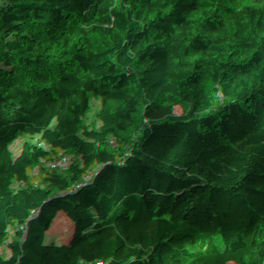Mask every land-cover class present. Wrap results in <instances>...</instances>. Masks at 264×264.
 Listing matches in <instances>:
<instances>
[{
  "label": "trees",
  "instance_id": "trees-1",
  "mask_svg": "<svg viewBox=\"0 0 264 264\" xmlns=\"http://www.w3.org/2000/svg\"><path fill=\"white\" fill-rule=\"evenodd\" d=\"M0 264H264V0H0Z\"/></svg>",
  "mask_w": 264,
  "mask_h": 264
},
{
  "label": "rangeland",
  "instance_id": "rangeland-1",
  "mask_svg": "<svg viewBox=\"0 0 264 264\" xmlns=\"http://www.w3.org/2000/svg\"><path fill=\"white\" fill-rule=\"evenodd\" d=\"M57 235H58V231H51V233H50V239H49V244L46 246V248L44 250L45 254L48 255V254H51L52 253L53 256H55V253L53 251V245H54V242L56 240ZM133 244L134 245H137L138 244V241L137 240H134L133 241Z\"/></svg>",
  "mask_w": 264,
  "mask_h": 264
}]
</instances>
